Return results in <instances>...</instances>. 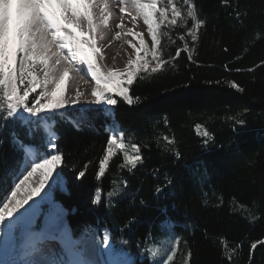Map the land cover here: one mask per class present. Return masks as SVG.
Segmentation results:
<instances>
[{
  "label": "trees",
  "instance_id": "obj_1",
  "mask_svg": "<svg viewBox=\"0 0 264 264\" xmlns=\"http://www.w3.org/2000/svg\"><path fill=\"white\" fill-rule=\"evenodd\" d=\"M174 3L186 9L182 0ZM166 4L157 0V8ZM195 4L206 20L198 41L156 73L139 74L128 86L131 105L114 94V110L92 106L98 111L88 113L79 129L72 120L80 121L83 109L48 121L59 137L58 171L65 184L64 191L53 194L54 202L67 210L66 225L75 238L89 231L100 235L108 228L117 248L120 241H128L123 247L132 264H150L145 247L166 238L160 230L165 221L173 240L181 241L168 264H264V0ZM182 29L161 30L176 39ZM162 43L165 59L183 46L168 36ZM145 44L151 47V37ZM144 58L152 68L155 61ZM238 119L245 121L240 135L233 131ZM114 125L125 132L129 155L135 154L132 144L140 146L144 163L120 168L125 162L118 153L98 178ZM13 131L23 142L15 147ZM41 137L39 122L32 126L20 121L0 132V176L6 169L16 170L9 176L10 185L22 167L24 148L32 146L37 152ZM84 165L85 175L79 177ZM169 179L173 183L158 194L156 188ZM97 188L102 190L99 205L93 204ZM113 190L125 195L106 207L107 193ZM133 218L136 222L126 227Z\"/></svg>",
  "mask_w": 264,
  "mask_h": 264
},
{
  "label": "snow or ice",
  "instance_id": "obj_2",
  "mask_svg": "<svg viewBox=\"0 0 264 264\" xmlns=\"http://www.w3.org/2000/svg\"><path fill=\"white\" fill-rule=\"evenodd\" d=\"M111 2L120 16L117 28L122 29L124 26L123 15L120 14L130 17L134 25L137 18L142 16L151 37L150 48L143 38L140 39L139 47L133 45L135 58H129L124 71L115 69L102 71L94 57V53L101 52V48L97 46V39L105 38L98 30L107 27L112 12L109 0H0V132L14 128L21 120L25 124L42 121L47 127V122L56 120L61 111L67 116L70 112L79 114L83 109L81 120L76 121L75 118L72 120L73 126L79 129L88 113L96 112L98 109L80 104V100L85 97L79 89L76 90L74 97L66 98L63 93L58 95L57 90L64 83L69 71H76L77 74H82V79L90 77L94 81L90 93L93 104L109 106V111H113L112 106L117 105V100L113 98L115 94L123 97V100L131 105L133 97L129 94L128 86L138 79L139 74L156 73L165 65L172 63L181 52H190L199 39V30L206 25V20L199 15L195 0H182V4L186 6L185 10H181L174 0H167V4L160 8H157V0H151L150 3H143L142 0H111ZM236 15L239 18L241 13L237 12ZM180 25H183V29L178 32L176 39L172 38L169 31L161 30L162 26L164 29L172 30ZM130 33L131 29H129ZM120 35L121 32L117 31L116 37ZM165 36H168L173 43L179 40L183 44L182 47H176L174 57L169 53L168 59H165L162 43ZM144 57H150L155 61L156 66L149 68L150 61ZM100 58L103 59V56L101 55ZM188 59L191 61L192 56L189 55ZM50 61H52L51 66ZM34 73L43 76L44 84L51 83L55 87L50 92L47 88L43 89L39 97H33L29 102L30 88L35 90V87L40 86ZM25 80H28V84H24ZM88 82L86 79L85 83ZM19 85H24L22 94ZM232 87L237 88L238 85L233 83ZM40 97L47 102L41 104ZM23 113H27L28 117L34 120L30 121ZM244 125L243 119L236 120L233 127L234 134L240 135V129ZM109 131L111 134L108 136L104 155L98 164V178L105 174L106 166L117 155L113 152L117 137L121 141L119 149L125 162L118 167L136 169L138 165L144 163L139 145L132 144L135 154L129 155L127 146L123 143L125 132L120 130L118 125H114ZM27 134L31 136V130ZM203 135L208 137L209 133L205 131ZM58 139L56 134H51L47 139L40 138L36 145L37 155L30 161L31 170L27 171L18 183L13 180L14 187L9 183V176H15V169H6L4 175L0 176V192L4 193L0 196V205H2L0 264H132L123 247L128 241H120L121 247L117 248L108 228L104 229L99 241L95 240V233L89 236L87 232L82 233L79 239H74L64 223L63 210L53 204L44 217L43 227L37 231L35 223L40 202H34L25 208L24 205L28 201L16 199L21 186L25 185L34 173L41 170L44 180L40 181V187L35 190V193L39 194L47 178L61 163L62 154ZM164 139L168 140V137ZM11 143L14 147L23 143L16 131L11 133ZM37 159L39 163L36 162ZM87 166L84 165L85 170L79 172V177L85 175ZM57 182L54 178L53 183ZM172 183V180H167L165 186L156 188V192L162 193L164 187ZM123 185L126 189V179ZM101 192L102 190L97 188L93 204L99 205L102 200ZM123 195H125L123 191L119 193L114 190L109 191L105 206H114V197L122 198ZM18 209L23 211L13 215ZM135 222L133 218L126 227L130 228ZM160 230L167 239L154 240L151 248L145 247L150 264H168L176 251V248H173L171 254H167L163 259L160 258L173 239L166 221L161 224ZM174 239L175 245L178 246L181 242L180 238ZM256 246V243L252 244L253 249Z\"/></svg>",
  "mask_w": 264,
  "mask_h": 264
},
{
  "label": "bare ground",
  "instance_id": "obj_3",
  "mask_svg": "<svg viewBox=\"0 0 264 264\" xmlns=\"http://www.w3.org/2000/svg\"><path fill=\"white\" fill-rule=\"evenodd\" d=\"M142 2L147 3L146 0H142ZM109 7L112 8V12L108 18V25L106 28H103L102 30H98V32H100V34H102L105 37L103 40L97 39V46L101 48V52L99 53V55L103 56V59L101 60L102 61L104 60V63H106L108 67L113 66V69L115 70L124 71L126 70L125 69L126 67L124 68V65H123L124 54L131 49V44H130L131 40L134 37H136L137 33L140 31L138 24L142 23L141 16L137 18L135 25H134L131 22L130 17H128L126 14H120V15H123V23H124L123 28L120 29V28H117V25L120 23V16L117 14V9H115L111 0H109ZM96 15H98V12L96 13ZM129 29H131L130 34H129ZM117 31L121 32V35L118 38L116 37ZM107 53H109L111 58L105 57L104 59V54H107ZM69 72H70L69 74L73 75V77L65 79L64 83L61 84L60 89L64 87L69 88L71 97H74L76 90L79 89L80 91L84 93V97H87L91 93L92 88L94 87V81H92L90 77H84L83 80L85 81L86 79H88L89 82L79 83L75 79L77 72L76 71H69ZM81 75L82 74H80V76ZM82 103H86V98H82L80 100V104ZM31 160L32 158L30 157L29 153L24 155L25 166L21 167V172L19 173L18 178L15 180V183H18L19 179H22L23 175H26L27 171L31 170V165H30ZM41 180L42 178L39 177L37 173H34L33 176L25 183V185L21 186L16 196V199L18 200L28 201V203L24 205L25 208L29 207V205H32L34 202H37V201L40 202L38 205L39 211L37 213L36 220L41 215L42 206L47 203L49 204L50 203L49 201L51 200L48 197L44 200V197L47 191L44 187L40 189L39 194L35 193V190L40 187ZM25 190L26 192L22 194L21 191L23 192ZM9 206L10 207L12 206L11 203ZM19 211H23V209H18V211L14 213L13 215L18 214ZM35 228H36V223H35Z\"/></svg>",
  "mask_w": 264,
  "mask_h": 264
},
{
  "label": "rangeland",
  "instance_id": "obj_4",
  "mask_svg": "<svg viewBox=\"0 0 264 264\" xmlns=\"http://www.w3.org/2000/svg\"><path fill=\"white\" fill-rule=\"evenodd\" d=\"M146 2L147 3H150L151 2V0H146ZM141 22L142 23H139L138 24V26H139V28H140V31L137 33V35H136V37H134L132 40H131V49L129 50V51H127L125 54H124V58H123V65H124V68L126 67L127 68V62H128V60H129V58H135V48L133 47V45H135L136 47H139L140 46V39L141 38H143V40H144V42H146L147 41V39L150 37V35L148 34V31H147V26L143 23V18H142V16H141ZM94 57H95V59L97 60V63H98V65L101 67V70L102 71H105V72H107L109 69H113V66H111V67H108L107 66V64L106 63H104V60L102 61L101 60V58H100V55H99V53L97 54V53H94ZM105 57H108V58H111L110 57V55H109V53H107V54H104V59H105ZM50 63V66H51V63H52V61H50L49 62ZM156 65L155 64H153V65H151V67H155ZM125 68V69H126ZM70 73V72H69ZM68 73V75L65 77V79H67V78H70V77H73V75H71V74H69ZM34 75H36L37 76V80H38V83L40 84V86L39 87H35V90H31V88H30V90H29V96H33L34 95V97H39V93L43 90V89H45V88H47V90L50 92L54 87H55V85L54 84H51V83H49V84H44V82H43V76L41 75V74H39V73H34ZM50 75H51V72H50ZM75 76V75H74ZM78 76V77H77ZM30 79V78H29ZM64 79V80H65ZM76 81H78L79 83H84L85 81L81 78V76H80V74H77L76 73ZM88 80V79H87ZM24 84H28V80H25V82H24ZM19 87H20V91H21V94H22V92H23V88H24V85H19ZM93 87V86H92ZM58 91V95L59 94H61V93H63L64 95H65V97L67 98V97H71L70 96V89L69 88H62V89H58L57 90ZM119 96V95H118ZM119 97H121V96H119ZM29 98V97H28ZM86 98V103H82L81 105H84V106H87V107H92V106H94L95 104H93L92 103V98H91V95L89 94L87 97H85ZM121 98H123V97H121ZM42 99V97H40V100ZM46 102V100L44 99L43 100V102L41 103V104H43V103H45ZM82 102V101H81ZM101 107L103 108V109H106L108 112H110L111 113V111H109V106H106V105H101ZM112 108H113V106H112ZM63 111H61L60 113H58V115H63ZM23 115L25 116V117H28V114L27 113H23ZM29 118V120L30 121H32V120H34V118H31V117H28ZM23 123H24V121L23 120H21ZM40 124H39V127L42 129V131H43V134L45 135V138L47 139L51 134H53L52 132H51V125L50 124H47V127H45L44 126V122H39ZM25 124V123H24ZM26 125H34L33 123H28V124H26ZM111 128H113V127H110V129ZM109 129V130H110ZM109 132V135L111 134L110 133V131H108ZM121 141H120V138L119 137H117V144L116 145H114L113 146V152H115V153H119V154H121V152H120V149H119V143H120ZM27 153H29V155H30V157L32 158V159H34L35 157H36V155H37V152H35V150H33L32 148H28V149H24V151H23V165L22 166H25V162H24V155H26ZM36 162L37 163H39V160L37 159L36 160ZM27 168V167H26ZM58 169H59V164L57 165V167H56V169H54V171H53V173H52V175L51 176H49L48 178H47V180H46V182L44 183V188H45V186H46V184H47V191H46V193H47V195H45V197H44V200L48 197L49 199H51L49 202V204L47 203V204H44L43 206H42V208H41V215L39 216V218L36 220V227H37V229H40V227H41V219H42V215H44V213H46V212H48L47 210H49V208H50V206L53 204V202H54V196H53V194H55L56 192H62V191H64L65 190V187H64V182H63V180L61 179V177H60V175L59 176H57V172H59L58 171ZM20 172H21V169H20ZM19 172V173H20ZM37 175L39 176V177H41L42 178V180H44V175H43V172L41 171V170H38L37 172ZM18 176H19V174L17 175V177L14 179V181L18 178ZM56 179L58 182L57 183H53V179ZM12 187H14V183H12ZM26 192V190L25 191H21V193L22 194H24ZM1 207H2V205H1ZM44 212V213H43ZM40 217H41V219H40ZM40 219V220H39ZM103 234L104 233H102V234H100V235H95V240L96 241H99L100 239H101V237L103 236ZM88 235L89 236H92L93 235V232H91V231H89L88 232ZM167 238H163V241L164 240H166ZM101 247H103L102 245H101ZM173 248H177V245H175V241L172 239V241H171V243L170 244H168L167 245V247H166V255L167 254H171L172 253V249ZM163 254H165V252L163 253ZM129 257V256H128ZM129 259H130V257H129Z\"/></svg>",
  "mask_w": 264,
  "mask_h": 264
},
{
  "label": "water",
  "instance_id": "obj_5",
  "mask_svg": "<svg viewBox=\"0 0 264 264\" xmlns=\"http://www.w3.org/2000/svg\"><path fill=\"white\" fill-rule=\"evenodd\" d=\"M53 204L59 206V207L63 210V219H64V223L66 224L67 210L64 209V208L61 206V204H60L59 202H56V201H55V202H53ZM53 204H52V205H53ZM52 205L50 206V208L52 207ZM50 208H49V209H50ZM46 214H47V212L43 215V217H42V219H41V228L43 227L44 217H45Z\"/></svg>",
  "mask_w": 264,
  "mask_h": 264
}]
</instances>
